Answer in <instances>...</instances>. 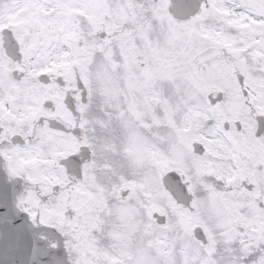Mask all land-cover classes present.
<instances>
[{"label":"snow or ice","instance_id":"1","mask_svg":"<svg viewBox=\"0 0 264 264\" xmlns=\"http://www.w3.org/2000/svg\"><path fill=\"white\" fill-rule=\"evenodd\" d=\"M0 264H264V0H0Z\"/></svg>","mask_w":264,"mask_h":264}]
</instances>
